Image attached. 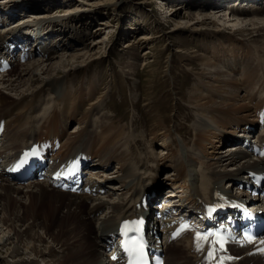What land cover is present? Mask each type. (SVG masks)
<instances>
[{
  "label": "bare ground",
  "instance_id": "1",
  "mask_svg": "<svg viewBox=\"0 0 264 264\" xmlns=\"http://www.w3.org/2000/svg\"><path fill=\"white\" fill-rule=\"evenodd\" d=\"M3 1L0 0V4ZM248 3L260 6L262 1L250 0ZM25 5L28 7L25 3L24 8ZM9 6L13 7L11 3ZM164 6L165 12L172 13L173 17L167 22L171 26L181 28L183 22L176 16L179 17L177 11L184 8L182 19L186 20L187 26L219 32L215 35L208 31L207 38L219 43L206 54H177L186 61L197 62L202 68L188 96L192 115L186 119L192 124L187 131L178 126L179 114L168 122L158 111V106L148 105L155 115L152 116L154 127L151 128H155L152 132L148 131L149 121L143 113L133 116L130 121L123 115H120L122 118L111 117L102 111L107 98L96 100V86L88 92L74 87L75 77L87 70L85 66L103 60L98 50L100 42L93 39L88 42L85 36L80 37L76 42V46L81 47L79 51L55 57L60 51L56 52L57 49L66 50L67 41L73 34L55 26L54 19L45 12V5L31 8L37 13L28 16L29 20L26 17L16 23L18 27L13 29L14 33H20L26 27L30 31L42 27L35 32L45 37L37 39L42 45L39 55L36 54L40 60L24 67L19 65L18 71L14 68L7 72L9 75L5 73L0 77V85L6 91L0 89V116L6 118L10 135L7 144L2 145L0 155H13L42 135H61V132L66 137L62 147L64 154L86 148L94 154L92 167L97 175L93 185L106 186L107 191L104 195L70 193L35 179L26 181V186H16L0 173V253L11 259L9 264H102L106 239L122 218L136 215L141 196L152 186H158V182L148 178L149 173L158 172L160 167L167 168L165 174H171L169 190L176 195L185 193V198L195 203L199 195L208 196L215 185L229 186L232 176H239L251 162V158L245 159L246 151H237L235 142L230 143L233 146L224 142L229 134L253 122L252 112L264 101V18L248 21L233 18L237 33L227 35L208 14L189 12L187 6L174 8L167 3ZM1 7L0 11H3ZM253 7V15L264 11L263 7ZM230 13L252 14L251 8L234 5ZM101 24L106 25L105 29L110 26L108 21ZM50 26L51 31L48 30ZM102 26L95 31H102ZM54 33L58 36L52 37ZM173 33L161 30L153 37L143 35L137 42L129 43L130 57L136 63L124 62L122 69L141 78V72L137 70L141 59L137 48L161 37L169 39ZM49 55L57 61L42 64L41 59ZM145 61L146 58L141 62L144 66L148 65ZM168 64L171 69L172 60ZM86 104L89 107L84 111ZM70 121L75 122L72 133L63 129ZM140 126L145 130L137 139L133 131ZM175 134H179V141ZM190 136L192 139L188 142ZM142 146H145L144 153ZM110 167H113L111 173ZM108 173L115 178H110ZM186 239L166 245L168 264H198L199 258ZM251 257L244 258L242 263L264 261L263 254Z\"/></svg>",
  "mask_w": 264,
  "mask_h": 264
},
{
  "label": "rangeland",
  "instance_id": "2",
  "mask_svg": "<svg viewBox=\"0 0 264 264\" xmlns=\"http://www.w3.org/2000/svg\"><path fill=\"white\" fill-rule=\"evenodd\" d=\"M7 1L9 3H5V5L7 6L11 3L14 8L24 6L25 3L28 4V7L25 5V9L29 12L28 16L37 13V10H32L31 8L35 9L39 5H45V12H47V16L50 19H54L56 23L55 26L67 32L70 31V33L73 34L70 41H67L66 50L57 49L56 52H58V50L60 51L54 55L55 57H57L58 54L69 56L68 54L72 55L79 51L78 49H81V47L76 46V42H78L80 37L82 38L85 36L88 42L91 39H93L94 42L99 41L98 50L102 54H100V58L103 60L85 66L87 70L84 69V71L78 73L75 77L73 86L81 87L87 92L96 86V100L102 97L107 98V105L102 111L108 113L111 117L116 115L122 118L125 116L126 120L130 121L133 116L136 117L143 113L149 121L148 131L151 132L155 130V128L152 129L154 127L152 116L154 118L155 115L153 111L150 112L148 105L150 107L154 106V108L158 106V111L164 115L167 121L176 118L179 114L177 119L178 126L181 130L187 131V129H191L192 121L186 119L188 115H192L188 96L191 93L193 84L197 82V75L201 72L202 68L197 62L186 61L180 56L177 57V54H194L193 52L206 54L208 50H213V46H217V42L219 43L218 40L212 41L210 38H207L208 31L209 33L217 35L216 32L218 30L214 31L210 29V31L206 28L199 30L193 29L194 27L191 25L187 26L184 22L186 20L182 19V15H184L186 11L184 8H181V11H177L180 15L179 17L176 16V19L182 21L184 26L182 25L180 29L174 27V25L171 26L167 22H169V19L173 16L170 15L172 13L169 14L165 12L164 4L167 3V6L172 5L174 8L179 5L182 7L187 6V11L189 12L208 14L212 20L218 23L220 31L225 32L227 35L237 33L238 27L232 24L236 19L248 21L250 19L264 18V16L261 17L262 13L258 15L247 14L242 16L232 14L226 6H222L229 2L226 0H215L208 5L204 4V1L207 0H106L107 2L105 0H5L3 2ZM218 1H221L222 4H219ZM20 2L22 5L19 4ZM253 5L256 7H263L262 3L260 6L257 3ZM0 6H2V4H0ZM243 7L246 6H242L241 8ZM218 8H220L221 11H216ZM25 9L22 10L21 7L16 9L15 12L19 16L15 19H19L20 15L22 16L25 14ZM28 16L26 20H29ZM106 21L110 23V26L105 29L106 25L102 26L101 23ZM101 26L103 30L96 32V28ZM58 28H56V33L58 32ZM161 30L164 33L174 32V36H171L169 39H162L163 37H161V39L158 38L144 43L137 48L136 52L141 58L140 61H138L137 70L141 72V78H138L134 73H132L133 75L126 73L122 69V64L130 61L136 63L130 57V49L127 45L137 42L139 37L143 35L145 37H153V35L160 33ZM56 33H54L52 37H57L58 35ZM48 47L49 49L52 48L51 45H48ZM146 53L148 54L145 56L144 54ZM36 56L29 58L26 62L20 63V65L24 67V65L29 62H33L37 59L40 60V58ZM51 58L52 56L50 55L49 57H43L41 59V61H43L42 64H48L53 61ZM145 58V63L148 64L146 66L141 63ZM170 60H172L173 64L171 69L168 66ZM55 61L57 60L53 62ZM191 66L192 68L197 67L198 69L193 71ZM18 67L20 66L16 65L14 67L15 71H18ZM14 72L12 74H14ZM0 89L5 91L1 85ZM145 98H147V100ZM50 104L51 101L48 103V106ZM87 106L89 107V104H86L85 108L82 110H87ZM137 106L139 107L137 108ZM131 130L129 133H132L133 130ZM144 130L145 127L140 126V128H135L133 131L134 134H132L137 136V139H140ZM69 133L72 132L70 131ZM175 135V138L179 141V134ZM191 139L192 137L190 136L188 142ZM144 147L145 146H142V151H145ZM110 168L109 173H111L110 170H113V167ZM160 169L163 170L164 173L168 171L165 167H160ZM156 173L157 172L149 173V176H147L150 180L152 179L158 182V185H162V183L157 181ZM157 175L160 181L164 183L167 182L162 185L164 189H169L170 181L166 179L168 177L167 174L161 172ZM110 178L115 177L114 175H110ZM24 183L20 184L13 182L12 184L22 186ZM26 185L27 184L24 186ZM86 201L85 199L84 202ZM8 260L10 261L11 259L6 257L5 254L0 253V264H9ZM263 263L264 261L256 264ZM41 264L44 263L41 262Z\"/></svg>",
  "mask_w": 264,
  "mask_h": 264
},
{
  "label": "snow or ice",
  "instance_id": "3",
  "mask_svg": "<svg viewBox=\"0 0 264 264\" xmlns=\"http://www.w3.org/2000/svg\"><path fill=\"white\" fill-rule=\"evenodd\" d=\"M132 251H134V252H139V254L142 256V252H141L140 250H138V249H133ZM133 264H134V262H133Z\"/></svg>",
  "mask_w": 264,
  "mask_h": 264
}]
</instances>
